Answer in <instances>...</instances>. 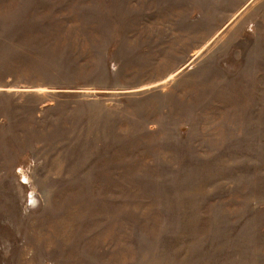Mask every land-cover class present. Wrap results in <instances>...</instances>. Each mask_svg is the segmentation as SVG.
Segmentation results:
<instances>
[{
    "label": "rangeland",
    "instance_id": "obj_1",
    "mask_svg": "<svg viewBox=\"0 0 264 264\" xmlns=\"http://www.w3.org/2000/svg\"><path fill=\"white\" fill-rule=\"evenodd\" d=\"M0 264H264V0H0Z\"/></svg>",
    "mask_w": 264,
    "mask_h": 264
}]
</instances>
